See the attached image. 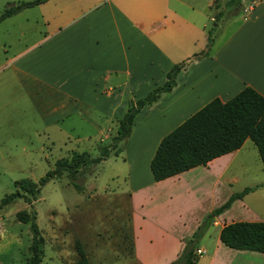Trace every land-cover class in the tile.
<instances>
[{"label": "crops", "instance_id": "obj_1", "mask_svg": "<svg viewBox=\"0 0 264 264\" xmlns=\"http://www.w3.org/2000/svg\"><path fill=\"white\" fill-rule=\"evenodd\" d=\"M218 1L224 0H46L32 6L42 11L41 36L6 57L9 71L0 90H50L58 99L46 116L59 120V111L67 107L61 112L66 115L72 105L79 119L116 127L129 99L144 96L163 83L174 64L204 50L206 22ZM214 27L207 54L190 60L176 73L169 91L136 113L123 151L130 143L141 144L149 163L159 139L211 99L226 101L244 86L264 97V0H254L250 10L231 14ZM248 140L204 166L159 181L152 180L148 169L143 180L130 185L133 209L140 210V215L130 216L126 256L132 264H168L177 256L202 217L232 193L235 174L248 173L244 156L259 159ZM125 174L130 180L131 168ZM188 175L193 179L185 183ZM218 185L224 193L216 205L195 210L189 190ZM171 219L177 220L176 228ZM234 221L264 222V185L213 218L196 245L200 253L194 264H264V252L233 249L219 241V229Z\"/></svg>", "mask_w": 264, "mask_h": 264}, {"label": "rangeland", "instance_id": "obj_2", "mask_svg": "<svg viewBox=\"0 0 264 264\" xmlns=\"http://www.w3.org/2000/svg\"><path fill=\"white\" fill-rule=\"evenodd\" d=\"M23 1L30 0H0V13L7 5ZM225 1H218L212 20H207L206 35L212 36L214 24L219 20L235 12L244 13L242 6L247 0H241L237 9L226 7ZM19 11L0 20V82L6 80L9 71L4 66L6 57L35 44L43 31L40 9ZM214 14L219 16L215 18ZM43 92L48 95L45 97ZM56 99L50 90H38L37 86H28V90L7 86V90H0V198L15 189L14 181L27 178L36 182L53 167L56 159L68 158L71 152L86 151L90 157H96L97 146L108 144L115 134L116 127L110 122L107 126L101 121L96 126L79 119L76 106H69L72 110L66 115L61 112L67 107L61 109L57 114L59 120L46 116ZM139 146L130 143L127 152L121 149L118 156H109L82 169L74 180L79 190L65 173L39 187L31 208L43 238L41 264H72L77 258L75 241L88 264H132L126 256L130 253V216L137 212L140 215V210L133 209L128 188L148 174V152ZM250 157L243 159V168H249L248 173L235 174L229 185L231 192L264 181L261 162ZM127 167L132 170L130 180L125 174ZM190 179L193 176L188 175L185 183L191 182ZM223 193L221 185L193 189L189 190L188 199L195 210L203 209L216 205ZM21 209L28 210L29 205L20 198L0 208V264H25L30 237L28 224L14 217ZM170 223L176 228L177 220L171 219ZM188 224L190 221H186Z\"/></svg>", "mask_w": 264, "mask_h": 264}, {"label": "trees", "instance_id": "obj_3", "mask_svg": "<svg viewBox=\"0 0 264 264\" xmlns=\"http://www.w3.org/2000/svg\"><path fill=\"white\" fill-rule=\"evenodd\" d=\"M44 1L46 0L9 4L0 13V20ZM240 4L241 0H226L224 3L226 7L232 9H237ZM215 7L217 8L216 5ZM218 16L214 14L215 18ZM211 41L212 36L206 35L204 50L174 64L166 72L163 83L153 87L144 96L128 100L125 111L117 119L115 134L108 144L97 146L96 157H90L86 151L71 152L68 158L56 159L53 167L36 182L27 178L13 182L15 189L0 198V208L15 198H20L29 205L28 210L21 209L14 213L16 221L28 224L30 237L25 264H41L43 256V238L35 223V212L31 208V202L35 199L39 187L65 173L73 187L79 190V185L74 182L76 175L82 169H87L110 155L117 156L125 138L129 135L132 121L139 109L156 101L160 93L169 91L174 85L176 73L190 60L205 56ZM246 138L256 148L264 170V97L249 86H244L226 101L211 99L164 134L159 139L148 163L151 178L153 181H159L192 167L204 166L209 160L238 149ZM259 185L245 186L237 192H232L221 204L208 211L191 235L184 239L182 249L177 256L168 264H194L197 259L195 252L197 242L212 223L213 218L227 209L232 201L240 199ZM218 239L229 248L264 252V222L234 221L224 224L219 229ZM74 248L77 258L72 264H88L77 241L74 242Z\"/></svg>", "mask_w": 264, "mask_h": 264}, {"label": "built area", "instance_id": "obj_4", "mask_svg": "<svg viewBox=\"0 0 264 264\" xmlns=\"http://www.w3.org/2000/svg\"><path fill=\"white\" fill-rule=\"evenodd\" d=\"M252 6H253V1H245V3L242 6V11L246 12V11L250 10L252 8ZM198 253H200L199 249L196 250V254H198Z\"/></svg>", "mask_w": 264, "mask_h": 264}, {"label": "water", "instance_id": "obj_5", "mask_svg": "<svg viewBox=\"0 0 264 264\" xmlns=\"http://www.w3.org/2000/svg\"><path fill=\"white\" fill-rule=\"evenodd\" d=\"M247 1H253V0H247Z\"/></svg>", "mask_w": 264, "mask_h": 264}]
</instances>
